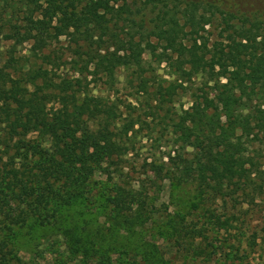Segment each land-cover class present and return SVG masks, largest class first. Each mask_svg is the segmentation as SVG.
<instances>
[{
  "label": "trees",
  "instance_id": "trees-1",
  "mask_svg": "<svg viewBox=\"0 0 264 264\" xmlns=\"http://www.w3.org/2000/svg\"><path fill=\"white\" fill-rule=\"evenodd\" d=\"M120 1L0 0V264H16L15 229L44 226L73 204L95 201L108 209L106 235L91 242L93 251L79 247L93 239L81 227L69 245L85 261L95 257L93 264H173L158 244L173 235L172 251L183 237L196 240L192 255L206 264L213 257L264 264V171L255 153L246 154L264 131V38L234 29L233 17L205 0ZM200 8L219 14L220 42L198 41L196 27L208 23L196 14ZM119 22L141 34L135 47L119 38ZM60 38L65 48L56 49ZM151 38L171 56V80L143 75ZM119 68L147 103L146 117L172 104L176 89L194 77L216 91L214 102L156 124L170 135L169 152L165 162H144L148 170L135 171L125 159L127 134L147 129L146 119L128 114L117 126L116 106L95 94ZM163 180L193 188L196 227L183 225L180 211L167 218ZM208 232L226 233L227 251L207 242Z\"/></svg>",
  "mask_w": 264,
  "mask_h": 264
},
{
  "label": "rangeland",
  "instance_id": "rangeland-1",
  "mask_svg": "<svg viewBox=\"0 0 264 264\" xmlns=\"http://www.w3.org/2000/svg\"><path fill=\"white\" fill-rule=\"evenodd\" d=\"M205 1L212 3L211 5L218 9L223 8L225 14H230L233 17L230 23L234 26V29L238 30L243 26V28L250 29L254 34H257L258 38H264V0ZM205 1L202 0V2ZM127 2H130V0ZM202 2L200 1L201 5H203ZM131 7L134 10L137 6L131 5ZM196 14H203L208 18V23L202 25V29L196 27L198 41H203L207 46L220 42L219 33L224 26L220 23L219 14L214 13V16L211 17L210 13L202 10V8L198 9ZM116 27V33L119 38L123 42H126L127 38H131L130 43L135 47L141 34L138 31L126 28L122 22L117 23ZM150 41H152L155 49L152 55L148 54L147 51L143 53V58L148 62L144 64L145 71L143 75L147 78H153L156 82L171 80L167 67L171 56L162 53L161 45L158 41L152 38ZM65 45L66 41L60 38L55 44V48L63 49ZM1 47H3L2 50L4 51L6 44L2 43ZM27 47V45H23L18 50L24 55L26 54ZM128 75L129 72L127 70L123 68L116 69L113 83H111L110 87L102 85L104 87L95 89V94L102 96L108 104L116 106L114 108L117 114V121L115 123L117 126L123 123L124 118L128 114L131 116L139 114L141 118L146 119L147 129L143 126L137 130L138 127L135 125L133 128L137 131L127 134L128 138L125 144L128 154L125 159L132 165L135 171L143 170L144 168L148 170L149 167H146L144 162L149 164L153 161L155 164H160L161 162H165V155L169 152L167 144L170 135L162 131V124L161 126L156 124L161 122L168 123L169 118L174 119L182 110L191 106L202 105L207 101L214 102L216 91L212 83L207 82L203 76L194 77L190 82L183 83L182 88L176 89L177 94L173 98L172 104L164 105L163 109L158 110L154 117H146L144 114L148 113L147 103H145L143 97L135 94L132 87L126 83V80L129 78ZM131 83L132 85L135 84V82ZM260 96L264 97V88ZM149 105L153 104L149 102ZM165 110L167 114L164 113ZM258 140L256 149L254 146L249 145L246 154L252 157L255 153L254 157L261 163V170L264 171V131L258 133ZM254 149L256 152H253ZM150 170L154 171L155 168L151 167ZM148 173L151 172L148 171ZM161 184L159 202L166 206L165 213L168 215L167 218L170 219L174 212L180 211L186 214L182 224L196 227L198 222L195 210L191 208L197 202L193 188L189 185H169L166 180H163ZM262 188L264 189V178L262 180ZM262 198V202L264 203V193H262ZM243 208H245L244 205ZM260 209L263 210L264 208L260 207ZM106 212H108V209L104 207L101 201L76 203L66 208L63 214L55 221L49 222L44 226L32 225L30 228L25 226L15 229L12 249L17 259L16 264H93L95 257L85 261L79 251H73L69 248V245L73 243L71 233L78 231L81 227L88 229L87 232L90 233L93 239H88L86 243L76 241V245L83 248L88 247L93 251L95 247L91 245V242L99 236L106 235L105 230L109 228L108 226L111 223L105 217ZM260 216H263V211L260 212ZM174 237L175 235L167 239V241L166 239H159L158 242L160 244L159 251L166 258H169L171 263L206 264L203 261L201 262L202 257H193L192 255L190 246L197 245L199 242L183 237L176 245L177 251H172L171 242L175 240ZM206 238L207 242H211L223 252L227 251L230 244L226 233L213 234L208 232ZM208 250L206 249V252ZM261 253L264 254V248L261 249ZM221 262L215 260V257H213V260L209 264H221Z\"/></svg>",
  "mask_w": 264,
  "mask_h": 264
}]
</instances>
